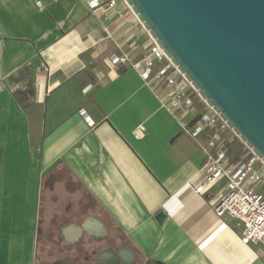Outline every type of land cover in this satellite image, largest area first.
<instances>
[{
	"label": "crops",
	"instance_id": "0c3cea01",
	"mask_svg": "<svg viewBox=\"0 0 264 264\" xmlns=\"http://www.w3.org/2000/svg\"><path fill=\"white\" fill-rule=\"evenodd\" d=\"M152 39L126 0H0V264H75L106 235L126 264H264L216 215L220 187L194 190L197 141L136 69L110 66Z\"/></svg>",
	"mask_w": 264,
	"mask_h": 264
},
{
	"label": "water",
	"instance_id": "95a60500",
	"mask_svg": "<svg viewBox=\"0 0 264 264\" xmlns=\"http://www.w3.org/2000/svg\"><path fill=\"white\" fill-rule=\"evenodd\" d=\"M126 2L201 97L264 161V0ZM165 218L163 211L156 215L159 224ZM105 253L104 259L98 254L99 264H126L124 254Z\"/></svg>",
	"mask_w": 264,
	"mask_h": 264
},
{
	"label": "built area",
	"instance_id": "2783aa9c",
	"mask_svg": "<svg viewBox=\"0 0 264 264\" xmlns=\"http://www.w3.org/2000/svg\"><path fill=\"white\" fill-rule=\"evenodd\" d=\"M84 1L91 10L113 7L118 2ZM136 45L132 42L119 54L111 56L110 66L136 69L161 106L178 121L184 132L197 141L204 153L203 176L193 184L194 190L205 194L214 186H219L213 197L216 215L229 216L243 225V243L264 246V161L201 97L154 39L143 47L141 57L132 54ZM200 114V120L190 126L191 121ZM88 122L92 123L89 118ZM133 133L136 138H143L146 126L138 125ZM238 143L242 144L241 149L236 148Z\"/></svg>",
	"mask_w": 264,
	"mask_h": 264
},
{
	"label": "flooded vegetation",
	"instance_id": "af4514ba",
	"mask_svg": "<svg viewBox=\"0 0 264 264\" xmlns=\"http://www.w3.org/2000/svg\"><path fill=\"white\" fill-rule=\"evenodd\" d=\"M114 240L110 238L108 235L104 236L103 238H96L94 236L89 237L88 241H82L81 244L83 246H80L79 254L76 259L75 264H99L97 260L98 254L100 252H106L108 249H113L117 252L122 251L123 248L121 246H117L114 244ZM85 244H88V251L83 252V248ZM122 246H126L125 243H123ZM106 255V254H105ZM105 255L101 254V259H104ZM99 259V258H98ZM104 261V260H103ZM106 264H109L110 261L106 260ZM48 264V263H45ZM50 264V263H49ZM118 264H123V263H118Z\"/></svg>",
	"mask_w": 264,
	"mask_h": 264
},
{
	"label": "rangeland",
	"instance_id": "374dc122",
	"mask_svg": "<svg viewBox=\"0 0 264 264\" xmlns=\"http://www.w3.org/2000/svg\"><path fill=\"white\" fill-rule=\"evenodd\" d=\"M236 148H237V149H241V148H242V144L238 143V144L236 145Z\"/></svg>",
	"mask_w": 264,
	"mask_h": 264
}]
</instances>
